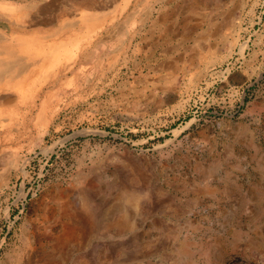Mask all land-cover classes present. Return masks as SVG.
<instances>
[{"label": "rangeland", "instance_id": "1", "mask_svg": "<svg viewBox=\"0 0 264 264\" xmlns=\"http://www.w3.org/2000/svg\"><path fill=\"white\" fill-rule=\"evenodd\" d=\"M0 3L78 62L0 91V264H264V0Z\"/></svg>", "mask_w": 264, "mask_h": 264}, {"label": "bare ground", "instance_id": "2", "mask_svg": "<svg viewBox=\"0 0 264 264\" xmlns=\"http://www.w3.org/2000/svg\"><path fill=\"white\" fill-rule=\"evenodd\" d=\"M1 1H3V0H1ZM18 1H20V0H18ZM9 10L10 9H8L5 5H2V3H0V12L5 13V12H8ZM13 13L15 14V12H13ZM24 13H25V9H23V10L20 9L17 13L19 15V17L14 16V19H13L14 24L9 27L11 38H8V39H10V41L6 40L4 35L0 33V58H1L0 59V91L1 90H4V91L26 90L28 87H30L34 84V81L38 77L37 73L38 74H39V72L45 73L44 77H43V79H44L43 81H45L44 83L46 85H48L47 87H49L50 89H48V91L41 93L40 97L42 98V100H41L42 103H41L39 109L35 106L34 101L30 102L31 104L30 103L26 104V105H25V103H24V105L22 104L24 106V109L21 111L22 116L24 119H26L32 113H36L37 116L40 117L42 114L41 112H43L41 110V109H43L42 106H43L44 102L45 101L47 102V100L49 98L53 97L54 95L64 96L65 93H64V91L62 92V89H63V86L65 85V82L68 79V77L71 76V78L73 80L72 83L73 84L75 83V80L77 78V70H78L77 64H78V62L75 61V58H64L67 62L66 65L61 64V63H57L54 65V67H57L55 69V72L54 73L53 72L48 73L49 72L48 70L52 69L51 64H53V62L56 61L58 58H35L34 56H32V57L27 58L28 60H32V68H26V66L23 65V63L21 62V57H19L18 55H20V53H22V54L28 53L27 52L28 50L23 49V48L29 46L28 44L31 42V38L33 36L39 37L40 33L38 31H31L32 33H30L29 31H26L24 29L25 27L22 26ZM91 19H92V21H94L92 17L90 18V20ZM71 25L72 24H69V27ZM92 25H95V24L92 23ZM66 27H68V26H66ZM62 29H64V28H62ZM64 31H66V30H64ZM63 33H65V32H63ZM69 40L70 39H68V41ZM63 47L64 46L60 44L59 50L63 49ZM84 61H86V60H84ZM22 92L24 93V91H22ZM21 96H23V95H21ZM20 97H19V99H20ZM17 101L15 98L7 97V99H5V101H4V103L2 105H0V113L4 110V108L9 109L8 108L9 106L12 107L13 105H17L18 104ZM1 102H2V100H1ZM22 102H23V100H22ZM51 260L52 259H50V261ZM47 264H49V263H47ZM50 264H51V262H50Z\"/></svg>", "mask_w": 264, "mask_h": 264}]
</instances>
